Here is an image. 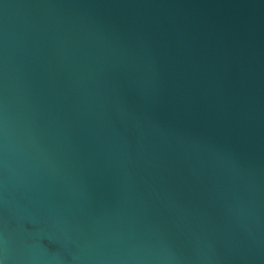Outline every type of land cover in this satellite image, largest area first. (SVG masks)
Segmentation results:
<instances>
[{
	"label": "water",
	"instance_id": "1",
	"mask_svg": "<svg viewBox=\"0 0 264 264\" xmlns=\"http://www.w3.org/2000/svg\"><path fill=\"white\" fill-rule=\"evenodd\" d=\"M0 264H264V0H0Z\"/></svg>",
	"mask_w": 264,
	"mask_h": 264
}]
</instances>
